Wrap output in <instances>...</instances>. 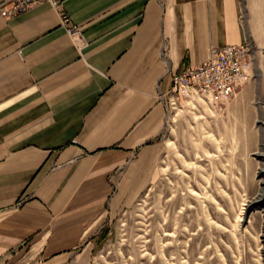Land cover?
I'll return each instance as SVG.
<instances>
[{
	"label": "crops",
	"instance_id": "0c3cea01",
	"mask_svg": "<svg viewBox=\"0 0 264 264\" xmlns=\"http://www.w3.org/2000/svg\"><path fill=\"white\" fill-rule=\"evenodd\" d=\"M52 1L0 0V264L88 255L147 185L172 75L246 43L239 0Z\"/></svg>",
	"mask_w": 264,
	"mask_h": 264
},
{
	"label": "rangeland",
	"instance_id": "374dc122",
	"mask_svg": "<svg viewBox=\"0 0 264 264\" xmlns=\"http://www.w3.org/2000/svg\"><path fill=\"white\" fill-rule=\"evenodd\" d=\"M239 6L251 78L168 108L147 185L66 264H264V0Z\"/></svg>",
	"mask_w": 264,
	"mask_h": 264
},
{
	"label": "built area",
	"instance_id": "2783aa9c",
	"mask_svg": "<svg viewBox=\"0 0 264 264\" xmlns=\"http://www.w3.org/2000/svg\"><path fill=\"white\" fill-rule=\"evenodd\" d=\"M10 10H4L8 16L24 13L29 8L52 0H12ZM61 24L69 35H75L77 29L70 25L69 17L61 15ZM252 65L250 48L247 43L210 48L205 60L181 74L172 75V88L167 100L166 111L177 101L186 99L188 93L195 94L211 105L227 103L237 88L251 78ZM164 102V95L159 96Z\"/></svg>",
	"mask_w": 264,
	"mask_h": 264
},
{
	"label": "bare ground",
	"instance_id": "6f19581e",
	"mask_svg": "<svg viewBox=\"0 0 264 264\" xmlns=\"http://www.w3.org/2000/svg\"><path fill=\"white\" fill-rule=\"evenodd\" d=\"M191 96H196V95H195V94H192V93H188V94H187V97H191ZM187 97H186V98H187ZM263 147H264V146H263ZM263 155H264V152H263ZM263 155H262V156H263Z\"/></svg>",
	"mask_w": 264,
	"mask_h": 264
},
{
	"label": "trees",
	"instance_id": "16d2710c",
	"mask_svg": "<svg viewBox=\"0 0 264 264\" xmlns=\"http://www.w3.org/2000/svg\"><path fill=\"white\" fill-rule=\"evenodd\" d=\"M105 232L102 233V235L104 234Z\"/></svg>",
	"mask_w": 264,
	"mask_h": 264
}]
</instances>
